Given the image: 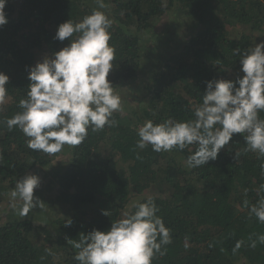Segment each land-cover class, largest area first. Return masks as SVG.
<instances>
[{
  "label": "trees",
  "instance_id": "16d2710c",
  "mask_svg": "<svg viewBox=\"0 0 264 264\" xmlns=\"http://www.w3.org/2000/svg\"><path fill=\"white\" fill-rule=\"evenodd\" d=\"M104 3L103 9L95 0H8L6 5L9 22L0 27V71L9 76L6 103L0 111V209L19 178L64 153L69 157L56 176L54 199L46 202L54 206V215L39 214L44 226H36L31 218L0 226V264H79L73 242L94 228L109 230L112 222L133 214L138 204L149 199L159 207L157 215L172 235V243L163 246L166 254H157L153 264H234L238 259L264 264V243L258 240L264 223L249 213L264 199L260 187L264 157L247 150L240 134H234L215 161L194 169L186 165L191 147L156 153L151 145L136 146L137 129L146 120L194 119L207 81L243 75L241 57L234 50L264 41V0ZM94 9L113 20L110 44L116 49V60L108 78L114 87H129L139 105H131L126 115L114 113L113 126L89 130L79 146L66 145L54 155L32 151L28 138L5 123L22 111L18 103L27 97L30 83L26 69L37 63L38 51L51 57L68 46V40L54 39L59 24L68 19L79 22ZM166 16L187 17L191 32L185 37L179 35L181 29L172 36L168 33L171 41H178L171 54L162 58L143 34L155 36L156 23ZM238 26L244 29L240 37L228 36V28ZM260 116L264 118V112ZM151 190L156 193L123 215L133 195ZM68 219L71 226H66ZM238 241L243 244L233 252Z\"/></svg>",
  "mask_w": 264,
  "mask_h": 264
},
{
  "label": "clouds",
  "instance_id": "9594fccd",
  "mask_svg": "<svg viewBox=\"0 0 264 264\" xmlns=\"http://www.w3.org/2000/svg\"><path fill=\"white\" fill-rule=\"evenodd\" d=\"M7 3L0 0V27L9 22ZM95 3L99 9L106 7L104 0ZM112 24L113 20L97 9L79 22L68 19L58 25L54 37L60 42L68 40V46L26 69L30 83L27 97L18 103L22 111L5 123L9 130L18 128L28 138L27 146L32 151L54 155L66 145L79 146L89 130L97 132L113 126V114L123 111L122 97L108 78L116 60V49L110 44ZM234 52L241 57L243 75L234 80L207 81L202 103L194 109V119H167L161 123L146 120L137 129L136 146L145 149L151 145L156 153L182 152L191 147L186 165L194 169L215 161L234 134H240L247 150L264 157V118L260 116L264 112V41ZM8 82L9 76L0 71V111L6 103ZM261 171L264 174V164ZM39 186L37 175L26 174L11 190V198L22 202L21 216H28L43 203L34 196ZM260 187L264 189V185ZM136 208L133 214L112 222L107 231L94 228L81 235L78 242H73L78 250L74 259L79 264H153L157 254L165 255L163 246L172 243V235L157 215L159 207L149 199ZM249 213L264 223V199L252 205ZM102 214L108 216V211ZM71 225L68 219L66 226ZM258 240L264 243V234ZM242 244L238 241L233 252ZM255 246L256 241H252L251 247Z\"/></svg>",
  "mask_w": 264,
  "mask_h": 264
},
{
  "label": "rangeland",
  "instance_id": "374dc122",
  "mask_svg": "<svg viewBox=\"0 0 264 264\" xmlns=\"http://www.w3.org/2000/svg\"><path fill=\"white\" fill-rule=\"evenodd\" d=\"M173 18L172 16H166L164 19H160L154 29L153 32L156 34L155 36L151 35V33H144L143 38L149 39L148 45L156 46L158 48V52H161L162 58L164 56H167L169 53L173 51V48L175 47L173 44H175L178 40L171 41L172 34L176 32L177 30H180L179 35L181 37L187 36L191 31L188 30L187 24L189 23V19L187 17L183 16H176V18H173V21H170L169 19ZM176 20V21H174ZM181 26V27H180ZM244 31L241 27H231L228 28V36L232 38H239L242 32ZM169 33V35H168ZM153 36V38H152ZM45 56H48L47 52L44 51H38L36 53V60L37 62H40L43 60ZM137 87V86H136ZM116 94L120 95L122 97L123 102V111L120 112L124 115L128 114V112L131 111L130 106L131 105H139L138 100L136 99V95L131 93V90L129 87L121 86L115 88ZM68 154L61 155L59 158L54 159L52 162L48 163L45 167H37L31 171H29L28 174H35L40 178V186L34 190V196L39 197V199L43 202L40 207H36L33 210H31L28 214V216L23 217L19 214V209L22 206V202L17 200H13L11 198V191L10 193L4 197L3 204L0 209V226L5 224L8 221L21 218H31L33 222L36 224V226H44V223L40 221L39 214L40 212H47L54 215V206L49 203V205L46 204V202H49L51 199H54L56 194V188H57V177L61 168L63 167L62 164L64 161L68 158ZM54 187V188H53ZM155 190L146 191L141 195H133L130 200L128 201L124 211L123 215H127L128 212L142 199L151 197L152 194H155ZM42 208V210H41ZM40 223V225L38 223ZM234 264H246L244 259H238Z\"/></svg>",
  "mask_w": 264,
  "mask_h": 264
}]
</instances>
